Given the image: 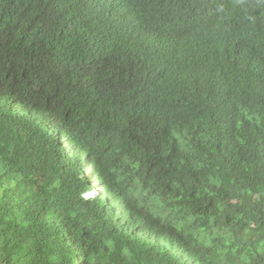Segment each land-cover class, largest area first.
I'll return each instance as SVG.
<instances>
[{
  "label": "trees",
  "instance_id": "trees-1",
  "mask_svg": "<svg viewBox=\"0 0 264 264\" xmlns=\"http://www.w3.org/2000/svg\"><path fill=\"white\" fill-rule=\"evenodd\" d=\"M0 264H264V0H0Z\"/></svg>",
  "mask_w": 264,
  "mask_h": 264
},
{
  "label": "rangeland",
  "instance_id": "rangeland-1",
  "mask_svg": "<svg viewBox=\"0 0 264 264\" xmlns=\"http://www.w3.org/2000/svg\"><path fill=\"white\" fill-rule=\"evenodd\" d=\"M91 196L90 194L87 195V197Z\"/></svg>",
  "mask_w": 264,
  "mask_h": 264
}]
</instances>
